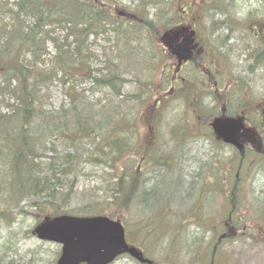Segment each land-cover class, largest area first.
Instances as JSON below:
<instances>
[{
  "label": "rangeland",
  "instance_id": "rangeland-1",
  "mask_svg": "<svg viewBox=\"0 0 264 264\" xmlns=\"http://www.w3.org/2000/svg\"><path fill=\"white\" fill-rule=\"evenodd\" d=\"M14 1L8 0V3ZM121 3L126 6L125 9L119 6L109 8V13L116 14L117 17L121 13L120 20L130 22L132 14L128 9V1L123 0ZM169 12L173 17L172 23L174 20H178L177 25L187 22L197 30V40L206 47L203 51L206 55L203 57L204 66H201L200 62L194 67L187 66L180 76L185 77L184 82L176 83L175 91L171 92L169 85L161 87L163 82L159 81L158 71L148 73L142 66V63L150 66L153 61L147 51L153 50L154 47L148 44L155 45V49L160 52L161 42L152 39L151 42H141L139 38L142 32L134 30L133 37L125 42L127 46L123 45L119 49L124 53L121 63L122 75L118 83V87L123 89L124 97L120 99L124 102L122 114L115 119L119 121L117 127L115 125V139L126 149V167L124 168L121 160L116 165L117 171H112L114 165L112 167L109 163H103L102 158L107 151L101 148V145H105L102 144L103 141L96 143L95 132L98 131L83 134L80 130H73V121L59 135L60 139L42 141L35 156L43 162L44 165L40 166L54 164L60 169L65 167L67 155L73 157L68 159L72 168L66 171L67 180L61 179L65 189L59 191L62 193L58 200L59 208L67 212L65 215L72 217H88L89 211L100 212L102 209L104 212L100 215L108 217L111 214L116 220L124 221L128 233L139 239L137 242H151L150 247L154 254L150 255V260L154 264H188L196 254L190 253L192 247L205 245H220L217 257L221 258V264H264L263 216L255 215L253 211L252 215H249L246 203L238 201V211L242 214L240 217L244 219L248 230L229 234L223 225L227 221V214L230 213L224 198L225 192L220 190V187L205 191L204 197L209 198L204 204L203 216H192L190 213L198 184L195 183L192 192L186 194L190 190L193 177L198 176V182L207 181V172L198 175L197 170L207 169L210 173L208 180L217 181L220 179L221 165L226 166L227 159H230L227 158L224 147L212 136L215 122L222 123L229 118L245 121L254 127L258 124L257 121L264 123V61L259 68L255 63L256 58H260L264 52V39L259 36L257 40H251L255 30L260 35L264 34V0H173L171 10L168 9L167 13ZM187 16L190 19L183 21ZM191 16L201 20L194 21ZM221 23L227 25V29L225 26L221 29ZM66 28L63 25H55L48 31L53 29V36L62 42ZM161 32L163 33L164 29L157 27V36H161ZM168 32L167 35L171 34L172 30ZM88 40L90 52L97 57L96 59L91 56L92 68H99V60L102 61L105 55L114 53V35L108 29L106 33L96 38L89 37ZM71 41L72 38H69L70 45ZM46 48L51 57L56 54L50 43ZM168 59V53H163L162 60L166 63L164 67L169 66ZM44 60L43 65L47 70L51 68L48 64L59 70L53 59L45 57ZM68 71L71 72L68 76L72 79H65L60 73L59 80L47 79L45 86H41V89L45 87V90L39 93V99L43 101L41 110L49 114L48 116H56L59 113V116L71 119L76 110L75 106L73 110V101L76 98L87 105L101 102V106H106L112 100H105L108 96L107 90L96 86L92 89L94 86L90 79L91 73L86 71V68L75 67ZM6 77L0 75V83ZM223 81L230 87L227 95L222 90ZM7 83L13 85L15 81L10 78ZM217 86H221V92H217ZM157 88H160L159 92L156 91ZM211 92L212 97L208 96ZM166 94L169 97L154 109V101ZM1 98L3 97L0 96ZM195 100H202L204 103L197 107ZM211 100L213 107L209 105ZM39 107L40 105L37 106ZM1 111L5 109L1 107ZM46 121L47 119L36 122L31 120V124H34L30 130H35L39 122ZM47 127L49 132L51 128ZM109 127H112V123ZM244 127L248 128L246 124ZM110 131L113 132L112 128L106 130L101 139L109 138ZM69 133L75 136L73 145L65 138ZM251 166L252 164L248 165L244 159L243 169L239 173L235 168L237 177L242 179V182L252 176ZM9 170L10 168L0 166V180L3 173H6L8 181L11 175ZM171 174L178 176L176 178ZM119 175L125 177L124 187L127 190L124 192H131L130 198H139L138 184L149 188L145 200L151 204H138L139 200H131L127 209L121 202L113 204L111 195L116 194L110 190L115 187L114 178ZM57 176L59 178L60 173ZM180 180L189 183L188 192L179 194V189L172 188V184ZM150 181L152 183H149ZM156 182L158 183L155 184ZM132 184L133 190L129 191ZM241 187L242 184L238 186L239 189ZM210 190L212 192L209 195ZM201 192L204 191L201 190L200 194ZM11 196L12 191L8 185L0 188V264H52L57 258L59 247L40 242L31 234L39 223V216L25 200L19 205L13 204ZM164 202L174 206H166ZM158 217H161L160 220ZM234 220L237 221L236 218ZM161 223L165 227V233L157 234V238L147 234L149 228L157 229ZM141 229L144 230L142 236L138 234ZM128 242L134 245L132 239L129 238ZM174 244L180 247L179 252L175 254L171 252L172 249L169 250L174 248ZM113 264L137 263L127 257H121Z\"/></svg>",
  "mask_w": 264,
  "mask_h": 264
},
{
  "label": "trees",
  "instance_id": "trees-1",
  "mask_svg": "<svg viewBox=\"0 0 264 264\" xmlns=\"http://www.w3.org/2000/svg\"><path fill=\"white\" fill-rule=\"evenodd\" d=\"M122 1L15 0L8 3V0H0V75L7 76L0 83V96L3 97L0 99V166L10 168L9 172L11 174L7 181L6 173H3L0 188L6 185L9 186L12 191L11 200L13 204L19 205L22 200L27 201V205L32 207L39 216L38 222L45 217L67 213L59 208L58 200L62 197V193L59 191L65 189V184L61 182V179L65 178L67 169L72 168L68 159L73 157L67 155L65 157V167L60 169L55 167L54 164L40 166L44 164L35 155H37L38 145L42 141L60 139L59 135L64 132L65 127L72 124V121L74 123L73 130H80L83 134L88 131H98L95 132L97 134L96 143H102L103 141L102 144H105L104 146L101 145L102 150L107 151L102 160L107 165L109 163L110 166H115L112 171H117L116 165L121 160L122 164L125 165L124 168L126 167L127 161H124L128 157L125 154L126 149L119 145V142L115 139L117 132L115 125L117 127L119 122L115 119L122 112V103L124 102L120 99V97H124L123 89L118 87L119 78L122 75L121 63L124 59V53L123 50L119 49L123 45L127 46L125 42L133 37L134 30L142 32V36L139 38L141 42L143 40L150 41L151 39L156 42L159 37L157 36V27L164 29V32L170 31L175 28V23L178 20H174L172 23L171 12L167 13L168 9L171 10L173 0H127L132 19L130 22H122L119 16L109 13V8H118L119 6L121 9H125L126 6L121 3ZM182 12L184 13V11ZM55 25L67 27L62 42L58 37L53 36V29L48 31L49 28ZM223 26L226 27L225 29L228 27L221 23V29ZM108 29L115 38L114 53L105 55L102 61L99 60L101 67L92 68V58L97 59V57L90 52L87 46L88 39L89 37L96 38L98 35L106 33ZM69 38H72L71 45L68 43ZM48 43L55 49L56 54L53 57L47 52L46 45ZM222 44L224 45L223 42ZM148 45L154 47L153 50L147 51L153 57V61L150 66L147 63H142L143 69L147 70L148 73L158 71L159 81L163 79L162 88L164 85H170L169 78L163 77L165 75L163 74L164 65L166 64L162 60L163 53L158 52L155 45ZM45 57H49L50 60L53 59L55 66H59V70L53 69L51 64H48L51 68L47 70L43 65ZM167 61L170 63L169 60ZM263 61L264 54L260 58H256L257 65L261 64L262 66ZM75 67L76 69L86 68V71L91 73L90 79L92 86H94L92 89L98 87L107 90L108 96L105 100L108 98H112V100L106 106H101V102L95 105H87L76 98L73 101V110L74 106L76 110L71 115V119H69L70 117L59 116V113L56 116H52L53 114L48 116L49 114L41 110L43 101L39 99V93L45 90L46 80H59L58 74L60 73L65 79H72L71 76H68L71 73L68 69L72 70ZM10 78H13L15 84L7 83ZM43 84L44 86L41 89ZM157 89L156 91L159 92L160 88ZM222 89L226 90L224 93L227 95L229 88L226 84L222 86ZM137 91H139V87H137ZM82 99H84L83 96ZM39 105L40 109L37 108ZM1 107L5 111H1ZM46 119V122H39V126L35 130H30L34 122ZM31 120L34 121L32 124ZM111 123L113 132H109L110 137L101 139L103 133L111 129L109 127ZM47 126L51 128L49 132H47ZM65 138L69 144L73 145L75 143L73 140L74 135L69 133L65 135ZM58 173H60L59 178ZM124 178L122 175L114 178L115 187H112L110 191L114 192L116 196L111 195L112 203L120 204L121 202V205L126 209L131 200L133 202L139 200L140 203L138 204L150 205L151 203L145 200L149 188L138 184V188H136L140 191L139 198L137 200L130 198L129 195L132 193L127 194L124 192V190H127L124 187ZM134 184L130 186L129 191L133 190ZM68 186L67 181L66 187L68 188ZM188 186L189 183H184V180L177 182L179 194L183 191L188 192ZM103 212L100 209V212L94 210L89 211L87 214L88 216H94L103 214ZM108 217L111 219L116 218L111 214ZM160 218L158 217L159 220ZM122 223L125 226V222ZM242 223L246 225L245 221ZM161 226L163 224L159 225V227ZM157 229L149 228L147 234L152 238H157ZM245 230H248L247 226ZM138 232L142 236L144 230L141 229ZM165 232L161 230L160 234ZM127 236L134 241V246L149 255L154 254L151 250L152 247H150L151 242L146 241L143 243L141 240L137 242L139 239L132 237L131 233H128ZM178 247V245L174 246L176 250ZM171 249L169 248L170 251ZM55 259L52 264H54Z\"/></svg>",
  "mask_w": 264,
  "mask_h": 264
},
{
  "label": "flooded vegetation",
  "instance_id": "flooded-vegetation-1",
  "mask_svg": "<svg viewBox=\"0 0 264 264\" xmlns=\"http://www.w3.org/2000/svg\"><path fill=\"white\" fill-rule=\"evenodd\" d=\"M180 25V29L188 28V26ZM255 39H258V34H255ZM183 37V32L181 35L175 39H172L171 41H165L164 43L167 44V46H170L171 44H175L176 42H179ZM195 37V40L193 44L191 45V48L193 50V57L188 62H182L179 67L178 59L175 57L169 49H167L165 46L161 45V50L164 52L167 51L168 56H171V59L173 61V67L168 66L165 67L166 73L170 70L174 69V77L171 79V82L178 83L181 82L183 79H180L178 77L180 71L183 67L191 65L194 67L200 59V65L204 66V59L203 58L205 53L203 52L205 50V46L200 43ZM264 39V36L262 37ZM221 40V38H220ZM163 42V41H162ZM170 43V45H169ZM219 56L221 61V46L219 48ZM221 87V86H220ZM219 86H217V92H221ZM172 92V91H171ZM164 97H169L168 94H166ZM162 99V98H161ZM213 101V100H211ZM160 102V97H158L155 101V106ZM238 123L240 125V128L237 132L236 136V142L238 145L243 146V149L239 150L236 145L228 144L224 142V139L226 138V131L230 128L231 125H234ZM258 124L254 127L250 123H246L245 121L240 120H230L229 118L224 120L223 123L227 125V127H224V131L220 132L219 138L216 136V139L220 141V145L224 147V151H227V165H221V168L219 169L220 176L219 180L217 181H209L208 177L210 176V173L207 169L202 168L201 170H197L196 173L202 174L207 172V181H201L198 182V176L193 177V181L191 182V185L189 186L190 190L189 194L192 192L195 183L198 185L197 187V193L196 198L194 199L193 203L190 206V213L192 216H203V210H204V204L206 198L204 197L205 191L207 189L211 188H217L220 187L222 191L225 192L224 198L226 201L230 202L228 205L227 210L230 214H227L228 216V222L223 225V228H227V232L230 234H236L240 231H244L246 229V225H243L242 222H244V219H242V214L238 211V201H242V203H246V208L249 210V215H252L251 212L253 211L255 215L264 216V123L257 121ZM247 125L248 128H245L244 125ZM244 159L247 160V164L251 165L250 168V174L252 175L249 180H243L237 177V174L235 172V168L237 172L239 173L241 171V167L244 164ZM257 166V168H254ZM172 176H178V174H171ZM160 182V181H159ZM179 182V181H177ZM149 183H152L151 181ZM156 182L155 184H157ZM242 184V187L239 189L238 186ZM172 188L177 189V183L176 181L172 184ZM192 188V189H191ZM204 191L201 192L200 191ZM201 195V197H200ZM202 198V200H201ZM244 210V209H243ZM221 216V215H219ZM225 216V214H223ZM247 216V214H246ZM234 218L237 219V221L234 220ZM220 249V245H205V246H195L192 247V250L190 253L195 252L196 254L192 257V260L188 264H221V258L218 259V252ZM172 253L177 252L175 248H172ZM141 253L144 257L146 256V253L141 250ZM145 253V254H144ZM148 258V257H147ZM194 258L196 260H194ZM149 259V258H148ZM150 264H154L150 259ZM225 263V260L223 261Z\"/></svg>",
  "mask_w": 264,
  "mask_h": 264
},
{
  "label": "water",
  "instance_id": "water-1",
  "mask_svg": "<svg viewBox=\"0 0 264 264\" xmlns=\"http://www.w3.org/2000/svg\"><path fill=\"white\" fill-rule=\"evenodd\" d=\"M193 35V32L186 35L182 43L173 49L180 60L191 57L189 40ZM236 130L235 127L226 131V143L236 145ZM216 131L219 132L218 129ZM33 234L42 241L61 245L57 264H110L123 254L143 261L135 248L128 246L123 225L107 217L46 218L34 229Z\"/></svg>",
  "mask_w": 264,
  "mask_h": 264
}]
</instances>
